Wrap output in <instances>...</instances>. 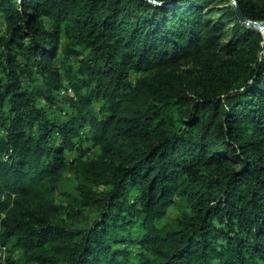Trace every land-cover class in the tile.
<instances>
[{"label": "trees", "instance_id": "16d2710c", "mask_svg": "<svg viewBox=\"0 0 264 264\" xmlns=\"http://www.w3.org/2000/svg\"><path fill=\"white\" fill-rule=\"evenodd\" d=\"M0 23V264H264V32L230 0Z\"/></svg>", "mask_w": 264, "mask_h": 264}, {"label": "water", "instance_id": "95a60500", "mask_svg": "<svg viewBox=\"0 0 264 264\" xmlns=\"http://www.w3.org/2000/svg\"><path fill=\"white\" fill-rule=\"evenodd\" d=\"M151 1L157 5H168L169 3H171L173 0H169L168 2H161V1H156V0H148ZM231 3L234 6L235 12L237 14V16L239 17V19L248 27L252 28L255 31H259V32H264V20L261 21H251L249 19H246L245 17H243V15L241 14L238 5L236 3V0H231Z\"/></svg>", "mask_w": 264, "mask_h": 264}, {"label": "rangeland", "instance_id": "374dc122", "mask_svg": "<svg viewBox=\"0 0 264 264\" xmlns=\"http://www.w3.org/2000/svg\"><path fill=\"white\" fill-rule=\"evenodd\" d=\"M231 1V0H230ZM217 7H220V5H217ZM205 12H207V10L206 11H204V13ZM216 15L217 14H215V15H213V17H216ZM0 29H1V23H0ZM69 178H65L64 180H66L65 182L67 183V184H69L70 183V181L68 180ZM58 195H59V193L57 192L56 193V197H58Z\"/></svg>", "mask_w": 264, "mask_h": 264}]
</instances>
